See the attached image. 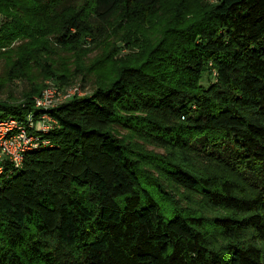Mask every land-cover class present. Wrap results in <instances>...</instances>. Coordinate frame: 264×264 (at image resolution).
Returning <instances> with one entry per match:
<instances>
[{"label": "trees", "instance_id": "16d2710c", "mask_svg": "<svg viewBox=\"0 0 264 264\" xmlns=\"http://www.w3.org/2000/svg\"><path fill=\"white\" fill-rule=\"evenodd\" d=\"M159 2L0 0L8 75L32 81L33 62L70 84L50 62L56 51L96 44L120 15L151 20ZM166 22L92 95L47 112L57 125L38 133L46 146L19 168L5 164L0 264H264V0H218ZM31 86L21 102H0V118L41 116L34 97L44 86ZM6 87L0 80V94ZM201 152L218 170L190 168ZM252 170L261 177L247 185ZM162 180L186 194L177 199ZM189 194L229 214L185 207Z\"/></svg>", "mask_w": 264, "mask_h": 264}, {"label": "rangeland", "instance_id": "374dc122", "mask_svg": "<svg viewBox=\"0 0 264 264\" xmlns=\"http://www.w3.org/2000/svg\"><path fill=\"white\" fill-rule=\"evenodd\" d=\"M218 2V0H160L156 8L157 14L144 22L131 21L122 15L112 20L106 25L108 33L102 37L96 44L84 45L80 50H58L55 55L50 57V62L54 68L61 72H66L70 75V84L62 85L55 79L44 78L41 69L32 64L31 80L10 79L9 77V63L5 56L0 55V80L6 83L5 91L0 94L1 101H9L11 103H19L24 99L25 92L31 90V85H43L44 89L53 86L57 92L61 93L62 97L68 92L73 93L75 88H78L77 97H86L93 94L96 89V81L101 78H111L114 74L115 64L126 61L131 57H140L150 45H153L159 40L161 30L167 26L166 20H174L177 17L185 14L187 19H190L201 8L211 6ZM166 18V19H165ZM3 18L0 16V25ZM118 23H121L119 25ZM1 27V26H0ZM142 30V32H141ZM146 31H151L153 35L147 36ZM90 38L87 42H90ZM135 40V41H134ZM128 41L129 44L128 45ZM18 42L12 44L9 48L2 49L7 51L18 46ZM85 76V77H84ZM215 72L209 78L205 75L202 84L208 87L210 82H214ZM42 91V92H43ZM41 92V93H42ZM41 95V94H40ZM39 95V96H40ZM38 97V96H36ZM34 97V99L36 98ZM69 99V98H68ZM65 99H61L63 101ZM60 101V102H61ZM66 101V100H65ZM68 101V100H67ZM140 145L148 152L164 153L162 149H156L154 146L144 144L141 141ZM200 150V149H199ZM217 154L226 157L225 147L221 148L220 153ZM229 153V152H228ZM202 157H197V154H192V161L190 168L200 174H208L214 170H218V162H213L205 158L204 152H201ZM155 174V173H153ZM157 176V175H155ZM239 177V176H238ZM247 185L255 184V180L259 182L261 174L257 170H252L246 174ZM162 184L168 192H171L177 199L186 194L183 188L162 180ZM257 184V183H256ZM193 202L188 204V200H184L183 206H188L196 211L203 212L208 217L216 215H227L228 211L216 210L208 207L203 201V198L189 194ZM250 237V241L252 240ZM257 246L260 247L264 253V241H256Z\"/></svg>", "mask_w": 264, "mask_h": 264}, {"label": "built area", "instance_id": "2783aa9c", "mask_svg": "<svg viewBox=\"0 0 264 264\" xmlns=\"http://www.w3.org/2000/svg\"><path fill=\"white\" fill-rule=\"evenodd\" d=\"M78 90L75 88L73 93L67 92L65 97H62L64 95L51 86L34 99V109L43 112L38 118L33 113L27 115L25 120L14 117L0 118V177L5 170L6 163L19 168L28 151L48 144L38 135V133L53 130L57 125V122L47 112L77 97ZM61 99L66 101H61Z\"/></svg>", "mask_w": 264, "mask_h": 264}]
</instances>
